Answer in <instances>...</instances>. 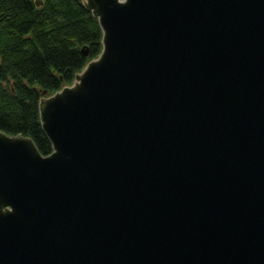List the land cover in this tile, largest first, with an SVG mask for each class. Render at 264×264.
I'll return each mask as SVG.
<instances>
[{
    "label": "water",
    "instance_id": "1",
    "mask_svg": "<svg viewBox=\"0 0 264 264\" xmlns=\"http://www.w3.org/2000/svg\"><path fill=\"white\" fill-rule=\"evenodd\" d=\"M83 3L53 153L0 132V264H264V0Z\"/></svg>",
    "mask_w": 264,
    "mask_h": 264
},
{
    "label": "trees",
    "instance_id": "2",
    "mask_svg": "<svg viewBox=\"0 0 264 264\" xmlns=\"http://www.w3.org/2000/svg\"><path fill=\"white\" fill-rule=\"evenodd\" d=\"M102 50L100 23L83 0H0V132L51 155L40 101L72 85Z\"/></svg>",
    "mask_w": 264,
    "mask_h": 264
}]
</instances>
